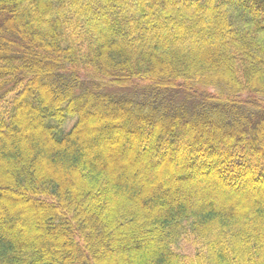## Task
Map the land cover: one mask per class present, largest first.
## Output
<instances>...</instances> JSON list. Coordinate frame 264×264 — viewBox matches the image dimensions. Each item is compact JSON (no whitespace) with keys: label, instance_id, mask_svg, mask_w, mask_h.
Returning a JSON list of instances; mask_svg holds the SVG:
<instances>
[{"label":"trees","instance_id":"obj_1","mask_svg":"<svg viewBox=\"0 0 264 264\" xmlns=\"http://www.w3.org/2000/svg\"><path fill=\"white\" fill-rule=\"evenodd\" d=\"M0 264H264V0H0Z\"/></svg>","mask_w":264,"mask_h":264},{"label":"rangeland","instance_id":"obj_2","mask_svg":"<svg viewBox=\"0 0 264 264\" xmlns=\"http://www.w3.org/2000/svg\"><path fill=\"white\" fill-rule=\"evenodd\" d=\"M212 90V89H210ZM113 163H115V160L112 161ZM200 191V190H199ZM202 192V189H201ZM180 199L182 201L188 202L185 195H181V194H176L174 199ZM217 208L222 209V206L224 207L225 205L222 204V201L217 202L216 204ZM244 210L246 209V204H244L243 206H240L239 208H237V210ZM229 210V209H228ZM197 239L195 238L194 235H192L191 233H188L186 236H184L181 241L176 245V250L179 253H182L183 255H193L197 249L199 248V246H201L199 241H196Z\"/></svg>","mask_w":264,"mask_h":264}]
</instances>
